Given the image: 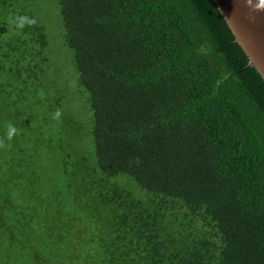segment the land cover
<instances>
[{
	"label": "trees",
	"instance_id": "obj_1",
	"mask_svg": "<svg viewBox=\"0 0 264 264\" xmlns=\"http://www.w3.org/2000/svg\"><path fill=\"white\" fill-rule=\"evenodd\" d=\"M35 1L0 0V264H264V80L213 0H57L69 80Z\"/></svg>",
	"mask_w": 264,
	"mask_h": 264
},
{
	"label": "water",
	"instance_id": "obj_2",
	"mask_svg": "<svg viewBox=\"0 0 264 264\" xmlns=\"http://www.w3.org/2000/svg\"><path fill=\"white\" fill-rule=\"evenodd\" d=\"M235 42L264 80V0H213Z\"/></svg>",
	"mask_w": 264,
	"mask_h": 264
},
{
	"label": "rangeland",
	"instance_id": "obj_3",
	"mask_svg": "<svg viewBox=\"0 0 264 264\" xmlns=\"http://www.w3.org/2000/svg\"><path fill=\"white\" fill-rule=\"evenodd\" d=\"M30 10L44 26L50 39L49 56L51 62H56L60 71V79H70L74 75V68L67 59V49L62 36V24L58 13L57 0H36ZM75 103V102H74Z\"/></svg>",
	"mask_w": 264,
	"mask_h": 264
},
{
	"label": "clouds",
	"instance_id": "obj_4",
	"mask_svg": "<svg viewBox=\"0 0 264 264\" xmlns=\"http://www.w3.org/2000/svg\"><path fill=\"white\" fill-rule=\"evenodd\" d=\"M25 23L34 24L35 21L32 19H29L28 17H17L18 27L22 28L25 25ZM60 116H61V112L59 110H57L54 113L53 118L58 119V118H60ZM15 132H16V129L12 125H9L8 130H7V138L10 140L13 137V135L15 134Z\"/></svg>",
	"mask_w": 264,
	"mask_h": 264
}]
</instances>
